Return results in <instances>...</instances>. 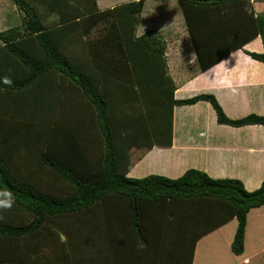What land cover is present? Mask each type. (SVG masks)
Returning a JSON list of instances; mask_svg holds the SVG:
<instances>
[{"label":"trees","instance_id":"16d2710c","mask_svg":"<svg viewBox=\"0 0 264 264\" xmlns=\"http://www.w3.org/2000/svg\"><path fill=\"white\" fill-rule=\"evenodd\" d=\"M10 1L23 16L0 31V201L13 202L0 209V264H61L60 254L69 256L65 226L93 220L111 198L128 202L130 215L114 217L151 253L158 241L145 225L190 229L182 234L187 258L173 256L172 243L162 250L171 262L264 264V182L248 192L237 179L196 169L176 179L126 176L131 149L171 146L176 106L208 102L217 123L233 127L264 125V117L229 119L209 94L175 99L165 45L154 32L136 34L143 0L106 10L97 0ZM230 1L248 6L240 39L225 28ZM250 1L177 0L193 73L256 36L263 53H246L264 64V14L254 16ZM142 201L158 215L142 217Z\"/></svg>","mask_w":264,"mask_h":264},{"label":"crops","instance_id":"0c3cea01","mask_svg":"<svg viewBox=\"0 0 264 264\" xmlns=\"http://www.w3.org/2000/svg\"><path fill=\"white\" fill-rule=\"evenodd\" d=\"M138 1L129 0L126 3ZM143 1L136 34L156 33L165 45L166 57L170 54L167 49L170 41L176 42V48L180 47V30L185 29L178 3H172L174 0ZM166 1L169 3L166 4ZM226 3L229 22L225 28L230 30L227 35L236 31L240 39L247 33L245 20L249 18L248 6L244 1L241 4L238 1ZM250 3L254 16L264 14V0H251ZM97 4L100 10L120 5L112 0L108 7L101 8L98 0ZM21 19L0 31L18 25ZM242 19L244 21L241 22ZM246 52L263 53L260 36L246 42L242 48L232 51L205 71L193 73L196 68L191 64L188 70H182L183 73H173L170 67L169 73L178 84L174 98L183 100L209 94L214 96L229 119H241L248 115L264 117V64L253 60ZM189 58V64L193 63V58ZM133 151H139V157L133 159ZM130 155L133 165L126 175L130 178L139 179L153 174L176 179L188 169H196L213 179H237L246 191L251 192L264 182V125L233 127L218 124L213 108L205 101L176 106L173 108L171 146L154 145L145 152L133 148ZM102 203L93 210V220L73 221L65 226L69 237V261L61 253V264H176V261H170L173 258L168 253L162 251L170 243L176 248L173 256L187 258L181 255V250L187 247L182 234L190 233V229L177 222L165 227L145 225L150 241H158L153 245L155 252L151 253L134 236L131 225L123 226L119 223L123 222L122 219L114 217L123 212L130 215L126 207L128 202L123 204L111 198ZM142 203H146L140 210L142 217L158 215L157 211L147 209L152 207L149 203ZM106 215H109L108 223L104 219ZM142 221L145 223V219ZM61 238L66 239L65 235ZM179 262L185 264L187 260Z\"/></svg>","mask_w":264,"mask_h":264},{"label":"rangeland","instance_id":"374dc122","mask_svg":"<svg viewBox=\"0 0 264 264\" xmlns=\"http://www.w3.org/2000/svg\"><path fill=\"white\" fill-rule=\"evenodd\" d=\"M98 1L101 3V6H100L101 8L108 7V5H110V0L109 2H107L108 0H98ZM112 1L116 2L117 4L118 3L121 4V3H126L129 0H112ZM165 3L167 4L169 2L166 1ZM172 3L177 5V0L172 1ZM22 16H23L22 12H20L12 4L10 0H0V30L3 28L9 27L13 23H18V20H20ZM180 31L179 32L181 34V38L179 37L180 41L178 42L180 47L176 48V46H174L176 45V42L170 41L168 48H167L168 53L170 52V54L166 56L167 61H168V69L171 67L172 68L171 71L173 73L174 71H181V73H183L182 70H185V69L188 70L189 65L192 64V63L189 64L190 62L189 57L191 56L193 60L195 57L191 42L188 38V35H186L187 33L185 29L180 30ZM95 34L96 32L95 33L93 32L91 37H93ZM12 112L14 113V111ZM139 155H140L139 151H133L132 158L134 159L136 156L139 157Z\"/></svg>","mask_w":264,"mask_h":264},{"label":"clouds","instance_id":"9594fccd","mask_svg":"<svg viewBox=\"0 0 264 264\" xmlns=\"http://www.w3.org/2000/svg\"><path fill=\"white\" fill-rule=\"evenodd\" d=\"M8 82L7 80L5 81ZM12 201L8 200L7 202L0 201V209H10L12 207Z\"/></svg>","mask_w":264,"mask_h":264}]
</instances>
